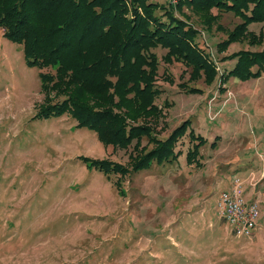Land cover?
<instances>
[{"label": "rangeland", "instance_id": "374dc122", "mask_svg": "<svg viewBox=\"0 0 264 264\" xmlns=\"http://www.w3.org/2000/svg\"><path fill=\"white\" fill-rule=\"evenodd\" d=\"M146 1L166 24L148 50L166 124L155 133L187 126L175 161L122 176L115 165L130 168L134 141L102 143L66 113L39 117L55 99L38 75L51 71L26 66L0 30V264H264V22L232 0L208 7L207 22L184 4ZM252 53L260 66L242 61ZM232 176L258 205L250 239L217 216Z\"/></svg>", "mask_w": 264, "mask_h": 264}, {"label": "trees", "instance_id": "16d2710c", "mask_svg": "<svg viewBox=\"0 0 264 264\" xmlns=\"http://www.w3.org/2000/svg\"><path fill=\"white\" fill-rule=\"evenodd\" d=\"M215 1L177 0L176 6L184 4L207 22L206 10ZM232 1L237 9L247 3V20L264 22V0ZM156 5L146 0H0L3 36L21 46L26 66L51 71L38 77L45 97L52 92L55 101L46 97L38 116L66 113L102 143L125 148L134 141L130 168L115 165L120 176L129 169H148L153 162L175 161V144L187 126L175 127L164 139L155 133L166 127L153 103L160 93L154 88L155 58L148 53L155 47L153 30L166 26L154 15ZM159 9L168 13L167 6ZM248 36L255 40L254 34ZM258 57L252 53L242 61L260 66ZM143 138L150 149L140 146ZM195 156V151L186 153V161Z\"/></svg>", "mask_w": 264, "mask_h": 264}, {"label": "built area", "instance_id": "2783aa9c", "mask_svg": "<svg viewBox=\"0 0 264 264\" xmlns=\"http://www.w3.org/2000/svg\"><path fill=\"white\" fill-rule=\"evenodd\" d=\"M176 5L177 0H167ZM253 177L247 184L254 186ZM257 202L247 201L243 195V186L235 176L230 179L229 186L219 192L215 201L218 218L224 222L229 232L236 238L250 239L256 229L259 217Z\"/></svg>", "mask_w": 264, "mask_h": 264}, {"label": "crops", "instance_id": "0c3cea01", "mask_svg": "<svg viewBox=\"0 0 264 264\" xmlns=\"http://www.w3.org/2000/svg\"><path fill=\"white\" fill-rule=\"evenodd\" d=\"M230 179H231V178H230ZM230 179L228 180V183H227V185L225 186V188H227V187L229 186ZM249 188H251L250 185H249ZM252 193H253V192H252L251 189H249V191H246V192H245V190L243 189V195H244L245 200H247V201H253V200H251ZM259 220H260V218L258 217V219H257V221H256V229H259ZM256 229H255V230H256Z\"/></svg>", "mask_w": 264, "mask_h": 264}]
</instances>
